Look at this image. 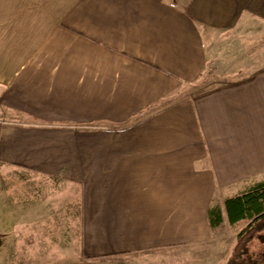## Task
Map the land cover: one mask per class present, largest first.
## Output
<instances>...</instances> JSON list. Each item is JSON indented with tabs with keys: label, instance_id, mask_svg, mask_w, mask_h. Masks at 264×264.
<instances>
[{
	"label": "crops",
	"instance_id": "0c3cea01",
	"mask_svg": "<svg viewBox=\"0 0 264 264\" xmlns=\"http://www.w3.org/2000/svg\"><path fill=\"white\" fill-rule=\"evenodd\" d=\"M256 30L264 0H0V248L42 234V264L64 245L179 264L210 244L225 201L264 182ZM222 54L238 81L173 97Z\"/></svg>",
	"mask_w": 264,
	"mask_h": 264
},
{
	"label": "rangeland",
	"instance_id": "374dc122",
	"mask_svg": "<svg viewBox=\"0 0 264 264\" xmlns=\"http://www.w3.org/2000/svg\"><path fill=\"white\" fill-rule=\"evenodd\" d=\"M253 43L255 47V52H260L261 50L264 51V31L261 34H257V30L255 31ZM231 71L230 68V58L228 55L222 54L220 57H216L215 62L213 60H209L206 69L204 70V73L202 74L200 80L198 83H196V86L199 87H184V89H181L182 91L186 92L187 94H202V93H208L226 86L231 85L232 83H235L238 81V78L240 77H234L230 74H228ZM165 102V101H164ZM0 176H6L5 171H3L2 168H0ZM6 183V182H5ZM2 184L0 182V189L1 187H6V185ZM3 185V186H2ZM6 218H0V229H3L7 225V221L4 220ZM27 220L26 226L28 224H33L31 227L35 226H42V218H25ZM39 220H41V223ZM68 221L70 218L67 219ZM66 218H64V221H66ZM7 222V223H6ZM38 224V225H35ZM240 229L232 228V226L229 223H225L221 229H219L215 234L214 238L212 239L210 244L203 245L201 247L197 246L194 248H190L189 250L184 251L183 253H176L175 255L171 254L168 256H175L180 257L178 260L179 264H183L185 262H190L189 264H264V225L259 227V230L254 237V239L249 243L248 248L243 253L242 257L238 261L231 260L232 257V251L236 243V238L239 233ZM41 236V237H40ZM57 236V234H56ZM3 238L4 235L0 233V238ZM58 237V236H57ZM31 240H25L26 244L24 248H15L9 250L6 247L0 248V264H12V260H7L8 255H11L14 257L21 255L23 259L28 262L29 264H42V234L41 235H35L32 234V237H30ZM28 242V243H27ZM63 244V243H61ZM23 247V246H22ZM48 252H56L57 248L49 247L48 245L44 246ZM63 248H58L59 251L62 250V253L59 257H55L54 260L56 262L63 260L62 258H65L68 261L66 263L65 261L61 264H87L86 258L80 259L81 255L79 254V260L77 263H75V250L71 249L70 246H61ZM64 249V251H63ZM156 255V256H155ZM154 258L163 257L165 258L164 254H154ZM22 257L16 258V262L19 260H22ZM185 259V260H183ZM205 261H204V260ZM12 261V262H11ZM91 264H113V263H100V262H93Z\"/></svg>",
	"mask_w": 264,
	"mask_h": 264
},
{
	"label": "trees",
	"instance_id": "16d2710c",
	"mask_svg": "<svg viewBox=\"0 0 264 264\" xmlns=\"http://www.w3.org/2000/svg\"><path fill=\"white\" fill-rule=\"evenodd\" d=\"M200 78L192 83H184V86L197 88L199 86H196V83L199 82ZM174 94L173 97L177 99V96L182 94V90ZM217 208V206H214L209 212L212 226L221 223V217L216 212ZM225 208L232 228L240 229L231 257V260L239 261L249 243L256 236L259 227L264 225V182L254 185L240 195L227 199Z\"/></svg>",
	"mask_w": 264,
	"mask_h": 264
}]
</instances>
